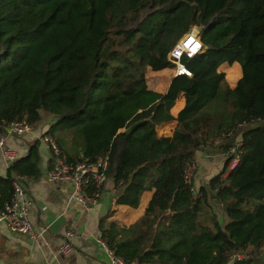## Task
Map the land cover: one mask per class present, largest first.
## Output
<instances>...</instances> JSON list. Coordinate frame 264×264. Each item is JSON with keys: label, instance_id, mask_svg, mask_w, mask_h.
Listing matches in <instances>:
<instances>
[{"label": "trees", "instance_id": "1", "mask_svg": "<svg viewBox=\"0 0 264 264\" xmlns=\"http://www.w3.org/2000/svg\"><path fill=\"white\" fill-rule=\"evenodd\" d=\"M192 26L202 50L182 59L191 75L173 76L164 92L149 88L148 68L173 67L168 52ZM234 62L240 76L232 87L219 67ZM179 95L184 105L174 117ZM44 116L51 120L42 135L54 137L66 162L106 159L116 204L137 207L153 190L129 226L106 222L108 215L99 220L100 238L125 261L257 259L264 245V0H0V130L14 120L35 128ZM170 120L177 122L172 135H158L156 126ZM62 139L79 156L67 155ZM39 145L29 143L0 175V207L16 175L41 174ZM234 146V168L225 174L229 154L195 192L185 177L195 152ZM213 206L223 221L206 210Z\"/></svg>", "mask_w": 264, "mask_h": 264}, {"label": "crops", "instance_id": "2", "mask_svg": "<svg viewBox=\"0 0 264 264\" xmlns=\"http://www.w3.org/2000/svg\"><path fill=\"white\" fill-rule=\"evenodd\" d=\"M165 70L167 68L162 69ZM151 72L156 75L161 70ZM157 85L159 84L156 83L152 89L164 92L169 84L164 87ZM183 105L184 98L179 95L170 109L171 115L175 117ZM176 123V120H170L157 125L158 135L171 136ZM39 126L38 129L34 128L33 132L23 136L8 137L7 146L14 149L18 157L23 156L29 143L36 139L40 140V136L48 128V124L41 123ZM61 146L70 157L79 156L78 150L77 152L70 150L63 139ZM209 148L203 147L196 151L195 161L200 158L199 160L205 163L201 159L204 155L207 156V152L214 155V158L222 154L208 151ZM39 154L41 174L35 179L28 177L23 179L27 194L34 200L30 218L34 230L38 233L37 239L13 233L5 225L0 224V264H108V257L98 242L99 220L108 215L106 222L113 221L120 226H129L143 215L153 190L142 193L137 207L116 204V189L112 181L107 179L102 197L96 206L86 209L71 198L73 184L70 181H49L46 178V172L52 165V154L41 142ZM214 163L215 160L209 162ZM7 167L0 157V175H5ZM205 168L207 171L209 167ZM67 231H71L72 236L68 237ZM65 242L70 243V250L62 252L61 246Z\"/></svg>", "mask_w": 264, "mask_h": 264}, {"label": "built area", "instance_id": "3", "mask_svg": "<svg viewBox=\"0 0 264 264\" xmlns=\"http://www.w3.org/2000/svg\"><path fill=\"white\" fill-rule=\"evenodd\" d=\"M202 50V43L197 34L189 30L183 34L173 45L167 55V59L174 65V75L190 76L191 71L183 64V58H190ZM33 127L25 120L11 121L3 130H0V157L6 165L11 164L18 155L16 151L7 146L8 137L23 136L32 131ZM40 142L52 154V165L46 172V178L49 181H70L73 184L71 198L80 203L86 209H91L98 203L102 197L104 185L107 181L106 159H97L90 161L84 160L68 163L61 154L60 148L49 134L40 136ZM235 152V153H234ZM231 154L228 160L226 172L234 168L238 160V152L234 147L226 153V158ZM227 160V159H226ZM193 163H188L185 167V177L190 180L194 171ZM224 174V175H225ZM23 175H16L13 181V193L9 200L5 201L0 207V223H4L7 229L13 233L27 235L36 240L38 233L34 230L29 218V207L34 205V200L27 194L23 184ZM68 237L72 236L71 231H67ZM98 242L103 247L107 257L108 264H138L136 261H125L115 251L106 245L104 239L99 238ZM70 250V243L65 242L61 246L62 252ZM232 258H241V255H233Z\"/></svg>", "mask_w": 264, "mask_h": 264}, {"label": "rangeland", "instance_id": "4", "mask_svg": "<svg viewBox=\"0 0 264 264\" xmlns=\"http://www.w3.org/2000/svg\"><path fill=\"white\" fill-rule=\"evenodd\" d=\"M191 32L196 34L197 27L192 26ZM219 71L224 73V79L231 86H233V84H235L237 78L240 76V67H239V64L237 62H234L232 64L224 63L219 67ZM146 75H147L146 83H147V86L149 88L152 89V87L156 83L159 84V85H157L158 87H161L160 85H163L162 87H164L167 84H169L171 78L173 76H175L174 75V65L171 68H167V70H165V71L161 70V72L159 74H156V75H154L151 72V70H149V68H148ZM50 120L51 119L49 117L44 116V118L42 119L41 122L43 124H49ZM262 122H263V120H258L257 122H255L253 124H260ZM39 127L40 126L37 125V127H35V130L38 129ZM33 130H34V128L32 129V132H33ZM35 132H38V131H35ZM238 136H236V138ZM236 138H235V141H236ZM217 143H218V141H216L215 144H217ZM208 151L215 152V153L219 152V150L216 147H213V148L210 147L208 149ZM221 153L222 154L220 155V157L214 158V155H209V153L207 152V156L204 155V158L201 159L202 161H205V163H202L199 160L200 158H198L197 161H195L194 171L192 173V178H191L193 181V187H194L195 192L197 191V188L200 185H205L208 182V180L214 174H216L218 171H220L223 168V166L225 164V160L227 158H226V153H223V152H221ZM196 155H198V154H196ZM214 160H215L214 164H209L210 161L214 162ZM205 167H209L207 169V171L205 170L206 169ZM31 208L32 207H29V218H30ZM206 210L210 214L214 213L217 216V218H219L221 221L224 220V216H223V213L221 212L220 206L207 207ZM30 220H31V218H30ZM0 224L5 225L4 223H0ZM257 256H258L257 259L254 262H251L249 264H264V245L260 248ZM233 259L230 262H228V264H233L234 263Z\"/></svg>", "mask_w": 264, "mask_h": 264}]
</instances>
